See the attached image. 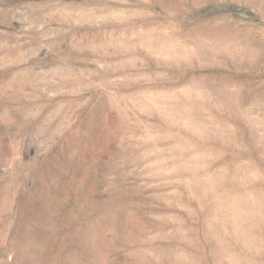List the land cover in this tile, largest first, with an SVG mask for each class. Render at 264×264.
Here are the masks:
<instances>
[{"label":"rangeland","instance_id":"rangeland-1","mask_svg":"<svg viewBox=\"0 0 264 264\" xmlns=\"http://www.w3.org/2000/svg\"><path fill=\"white\" fill-rule=\"evenodd\" d=\"M0 264H264V0H0Z\"/></svg>","mask_w":264,"mask_h":264}]
</instances>
